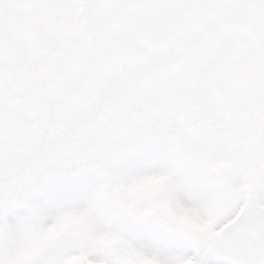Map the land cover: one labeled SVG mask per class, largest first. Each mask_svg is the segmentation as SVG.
<instances>
[{
	"label": "snow or ice",
	"instance_id": "1",
	"mask_svg": "<svg viewBox=\"0 0 264 264\" xmlns=\"http://www.w3.org/2000/svg\"><path fill=\"white\" fill-rule=\"evenodd\" d=\"M0 264H264V0H0Z\"/></svg>",
	"mask_w": 264,
	"mask_h": 264
}]
</instances>
